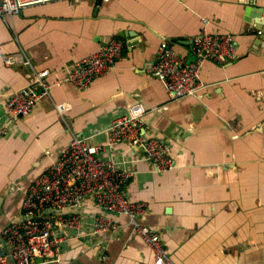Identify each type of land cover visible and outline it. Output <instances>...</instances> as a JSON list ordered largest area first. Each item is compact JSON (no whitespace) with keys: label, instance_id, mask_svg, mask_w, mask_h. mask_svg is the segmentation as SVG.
<instances>
[{"label":"crops","instance_id":"1","mask_svg":"<svg viewBox=\"0 0 264 264\" xmlns=\"http://www.w3.org/2000/svg\"><path fill=\"white\" fill-rule=\"evenodd\" d=\"M255 8L264 9V0H112L98 6L55 0L0 19V129L8 121V93L33 79L26 65L6 66V57L25 51L35 70H49L53 83L108 42L124 44L114 66L86 88L52 86L50 100L0 133V233L20 219L28 183L49 168L71 136L97 135L140 104L141 132L167 145L173 168L155 171L125 143L100 154L133 172L124 195L145 203L140 223L159 234L176 264H264V33L255 26ZM201 19L212 34L232 39L234 55L223 65L202 63L205 87L197 98L170 100L149 70L162 42L182 61H193L188 41ZM53 102L70 110L60 115ZM63 212L81 214L84 225L62 242L55 262L37 264L153 263L130 227L91 233L90 216L99 213L91 197L77 211Z\"/></svg>","mask_w":264,"mask_h":264},{"label":"built area","instance_id":"2","mask_svg":"<svg viewBox=\"0 0 264 264\" xmlns=\"http://www.w3.org/2000/svg\"><path fill=\"white\" fill-rule=\"evenodd\" d=\"M55 0H0V19L16 16L32 5ZM72 3L81 0H68ZM107 4L112 0H90ZM200 31L189 39L188 44L195 55L191 62L182 61L166 42L159 45L155 63L150 73L156 76L167 91L170 100L181 97L197 98L205 87L199 79V68L205 61L223 65L230 61L235 49L231 38L212 34L207 30V21L201 19ZM124 44L117 40L108 42L96 52L75 62L63 79L48 81L49 70H35L25 51L6 57L4 64L26 65L33 79L26 87L8 93L5 109L7 123L0 129L7 133L10 125L28 117L42 100H50V88L68 83L78 89L109 71L120 58ZM62 115L70 105L52 103ZM145 109L140 104L129 107L124 115L113 118L109 127L92 137L71 136L58 157L42 174L27 185L21 204L20 219L10 222L0 233V264H37V260L53 263L57 260L62 242L76 235L84 225V217L77 213L66 214L64 209L77 211L86 198L91 197L96 211L90 216L91 233L114 234L121 228L130 227L153 255L152 264H176L165 252L159 234L151 227L140 223L146 205L130 202L124 195V187L133 177V172L121 168L100 154L106 147L125 143L138 150L157 172L172 169L167 145L141 132ZM96 139V140H95ZM106 212L114 213L111 216ZM117 216L127 219L120 223Z\"/></svg>","mask_w":264,"mask_h":264},{"label":"water","instance_id":"3","mask_svg":"<svg viewBox=\"0 0 264 264\" xmlns=\"http://www.w3.org/2000/svg\"><path fill=\"white\" fill-rule=\"evenodd\" d=\"M99 5V2L98 4ZM256 15L254 16L255 20V26L260 31L261 33H264V20H262L261 16L264 15V9L261 8H255ZM109 41V40H108ZM110 215H115L114 213L111 212H106ZM41 260H37V263H41Z\"/></svg>","mask_w":264,"mask_h":264}]
</instances>
